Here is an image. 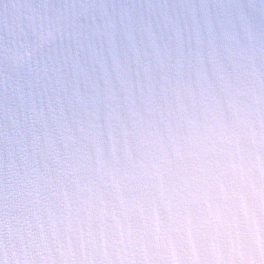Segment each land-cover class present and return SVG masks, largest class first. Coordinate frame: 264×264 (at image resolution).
I'll return each instance as SVG.
<instances>
[{"label":"clouds","instance_id":"clouds-1","mask_svg":"<svg viewBox=\"0 0 264 264\" xmlns=\"http://www.w3.org/2000/svg\"><path fill=\"white\" fill-rule=\"evenodd\" d=\"M0 264H264V0H0Z\"/></svg>","mask_w":264,"mask_h":264}]
</instances>
